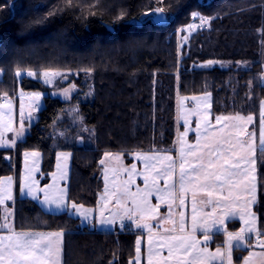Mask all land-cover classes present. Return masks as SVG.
<instances>
[{
    "label": "trees",
    "instance_id": "obj_1",
    "mask_svg": "<svg viewBox=\"0 0 264 264\" xmlns=\"http://www.w3.org/2000/svg\"><path fill=\"white\" fill-rule=\"evenodd\" d=\"M155 10L166 15L165 24L152 21ZM194 14L208 24L191 33L178 51L177 31L198 20ZM211 62V67L200 66ZM44 70L73 72V81L86 87L77 103L83 144L67 124L68 105L51 97L42 80L17 78L18 72ZM0 74V93L10 99L18 90L46 93L15 157L0 149V183L11 175L16 180L14 229L64 231L66 239L73 236L75 252L79 237L84 238L85 256L88 237L98 235V259L99 233L84 230L78 218L48 213L19 195L23 152H40L47 174L55 153L70 151L68 199L94 208L103 187L104 154L127 159L137 152H175L178 95L208 94L212 115L251 114L258 128L264 100V0H0ZM58 126L63 136L54 132ZM256 154L254 212L258 232L264 233V150ZM239 226L230 222L226 231L236 232ZM215 241L222 242L223 235ZM245 254L235 249L236 262Z\"/></svg>",
    "mask_w": 264,
    "mask_h": 264
},
{
    "label": "rangeland",
    "instance_id": "obj_2",
    "mask_svg": "<svg viewBox=\"0 0 264 264\" xmlns=\"http://www.w3.org/2000/svg\"><path fill=\"white\" fill-rule=\"evenodd\" d=\"M196 17L198 20L177 31L178 51L191 33L207 26V19L194 14V18ZM213 64L211 62L200 66L211 67ZM73 74L62 70H44L38 73L18 72L17 78L27 75L40 79L48 88L51 97L65 102L68 105L65 113L68 117L67 124L69 121L78 143L83 144L79 135L84 129L77 103L86 87L82 89L78 86L73 81ZM262 80L264 83V76ZM85 81L82 82L84 85ZM45 94L40 91L18 90L16 97L10 99L0 93L1 150H9L15 157L17 146L26 140L30 126L36 121ZM176 112L175 150L177 132L178 147L181 149L184 147L183 140L195 143V135L201 125L194 121L190 128L186 120L180 121L177 102ZM208 117L209 114L204 110L198 120L204 123ZM226 117L228 115L211 114L210 121L214 124L220 119L223 125L229 127L230 122ZM59 129L62 128L54 131L58 137L64 135ZM66 152L70 156L69 172H54L58 155ZM109 156L112 154H104L100 161L103 187L94 208L76 205L68 199L72 159L70 151L56 152L53 170L47 174L42 172L41 153L25 151L19 176L18 191L22 198L32 200L48 213H67L78 218L84 230L101 233L102 236L98 238V259L94 255L95 238L98 235L88 237L90 252L85 256L84 238L79 237L77 253L73 251V236L68 235L66 239L64 231L15 230L16 180L11 175L0 183V198H3L0 199V264H85V260L89 261L88 264H114L120 256L126 257L123 264H264V233L259 232V236L254 237L250 233L249 222H238L242 227L239 226L236 232L226 231L229 235L223 242L215 241L216 234L209 231L190 232L195 228L202 231L211 229L212 225L205 219H195L194 214L188 210L191 202L187 204V209L175 203L182 191L180 194L175 191L177 167L170 155L156 151L137 152L129 155L127 159L117 153L113 155V160ZM7 179L11 184H8ZM205 196L200 193L186 195L188 199L194 197L202 206L207 204ZM8 199L10 200L7 202ZM242 230H245L244 233ZM59 232L64 234H58ZM131 237H135L134 241ZM235 249L246 251L240 262H236Z\"/></svg>",
    "mask_w": 264,
    "mask_h": 264
},
{
    "label": "crops",
    "instance_id": "obj_3",
    "mask_svg": "<svg viewBox=\"0 0 264 264\" xmlns=\"http://www.w3.org/2000/svg\"><path fill=\"white\" fill-rule=\"evenodd\" d=\"M177 108L180 121L186 120L190 128L194 121L200 122L201 125L199 133L195 135V143L183 140L184 147L180 149L177 132L175 153H166L173 158L177 167L175 191L178 194L182 191L175 203L187 209V204L191 202L188 210L194 214L195 219L197 221L205 219L209 225H212L211 229L208 228L209 230L202 231L200 228H195L190 232L209 231L216 236L221 234L224 241V238L229 235L226 232V226L230 222L240 224L249 222L250 233L254 237L259 236L257 216L254 212L258 199L256 152L264 150V100L260 105L261 120L258 128H255L256 118L251 114L228 115L226 120L230 122L229 127L223 125L220 119L212 124L210 121L211 98L208 94L180 96L177 99ZM204 110L209 117L207 122L202 123V120L198 119ZM113 155L109 156L112 160ZM57 158L54 172L67 174L70 166L68 152L58 155ZM6 181L11 184L9 179ZM189 193L206 195L207 204L200 205L193 199L194 197L188 199L186 195ZM0 199L3 200V198ZM183 221L185 222V218ZM244 231L242 230V233ZM99 235L102 236L101 233Z\"/></svg>",
    "mask_w": 264,
    "mask_h": 264
},
{
    "label": "water",
    "instance_id": "obj_4",
    "mask_svg": "<svg viewBox=\"0 0 264 264\" xmlns=\"http://www.w3.org/2000/svg\"><path fill=\"white\" fill-rule=\"evenodd\" d=\"M152 21L157 25H162L167 22V17L162 11L155 10L153 11Z\"/></svg>",
    "mask_w": 264,
    "mask_h": 264
}]
</instances>
